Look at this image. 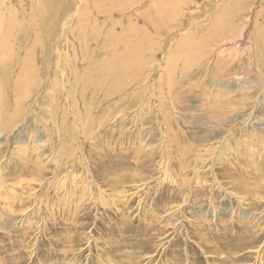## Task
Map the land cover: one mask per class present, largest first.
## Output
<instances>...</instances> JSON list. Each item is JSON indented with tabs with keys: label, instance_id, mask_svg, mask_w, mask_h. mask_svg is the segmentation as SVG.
Returning a JSON list of instances; mask_svg holds the SVG:
<instances>
[{
	"label": "rangeland",
	"instance_id": "obj_1",
	"mask_svg": "<svg viewBox=\"0 0 264 264\" xmlns=\"http://www.w3.org/2000/svg\"><path fill=\"white\" fill-rule=\"evenodd\" d=\"M202 11L201 9L191 15V25L185 32H181L183 18H180L181 26H173V29L180 31L172 33V39H180L188 30L187 33L206 31L210 26V16ZM245 12L243 20L233 19V22L224 30L234 35L236 27L242 25L239 34L243 33L244 42H249V79L247 81L242 79L229 87L225 83L219 87L208 83L203 88L204 94L208 96L204 95L205 98L203 97L201 101L198 92H196L198 89L200 90V88H196L197 85L179 87L178 93L168 94L169 80L164 68L170 36L168 38L165 31L159 35L161 39L156 37L155 61L146 63L144 73L137 82L138 93L133 110L120 113L122 108L117 106L113 100L108 103V113L111 116L119 114L124 120L123 126H112L108 130L107 135L109 136L117 133L124 137L119 139L121 144L118 143L117 146L112 144V146L115 150L117 147L123 146L130 149L129 151L136 150L145 156L149 154L151 161L147 179L142 180L139 175H136L138 179H133L135 176L132 175L137 172L135 168L123 170L109 168L104 176H98L97 172L92 171L94 177L86 170L79 172L76 170L74 176L77 178L71 176L70 182V176H66L69 168H61L57 161L52 160L53 142L58 144L59 139H57L56 133H51V127L54 124L49 115L39 119L38 114L37 118L34 117L35 113L30 114V123L38 120L39 129H42L41 131L45 129L44 135H37L40 138L36 137L41 142H33V140L28 144L17 143L15 134L17 129L22 126L15 127L7 135H4L5 130L2 129L0 144L6 142L7 147L4 152L3 145H0L2 147L0 167H6L4 172L0 170V182H2L0 183V264H41V261L44 264H71L73 260L75 264H262L264 262V127L261 126L264 123V59H257V55L260 53L264 56V0H249V8ZM157 60L158 62H156ZM173 100L179 105V108H175L176 110L173 109L171 103ZM212 106L215 113H217V109L220 113V117L217 118L220 124L218 123L214 127L202 126L201 129L204 130V133H200L202 134L200 137L190 134L191 130L183 121V114L185 112L194 114L197 107L202 109L201 111L212 110ZM67 109L69 110V108ZM228 109L234 110L236 116L235 125L229 126L230 128L234 127L232 131L226 127L224 121L222 123L221 116ZM201 111L199 113H202ZM251 111L257 114L256 120L253 122L248 119ZM65 116L69 122H73V117L68 111ZM72 122L75 129L72 127L71 135L75 140L72 141L73 145H70L69 149L75 153L77 152L75 148L81 147L83 140L82 134H80L81 129L75 127ZM172 126L177 129V132L179 131V136L183 141L189 143L192 149L188 151L187 160L190 164H187V167L181 171V181L183 180L185 183L181 189L176 190L178 192H172L171 196L177 195V197L171 198L168 203L169 198H165L163 201L160 196L164 197L171 188L158 185L157 181H154V174L155 161L160 157L164 159L161 153H164L166 149L171 150L164 133ZM212 128L214 131L216 128V131L213 132ZM47 135H50L51 142L47 139L44 140ZM126 137H129L131 142L129 139H125ZM96 141L97 139H95ZM21 148L26 150L25 156L20 155ZM83 150L86 152L87 147ZM13 151L15 153H12ZM46 153H50V155L47 159H43V154ZM218 154L223 156L221 159L225 163L232 164L228 166L237 172L234 174H247L249 184L241 180L237 182L246 183L245 186L244 183L240 184L241 188L237 182L238 187H236V183L231 186L225 182L223 184V170L221 171L220 165L216 169L218 165L213 163ZM23 159H25L24 162H22ZM30 162L31 164H29ZM31 166L33 167L32 172L29 169ZM194 167H197V171ZM138 170L141 171L142 168ZM217 174L221 177L215 178ZM201 176L207 181L197 185L195 181L197 177ZM75 178L77 182H74ZM61 179H66L65 184ZM81 179L83 182H80ZM217 179L222 182L223 187L216 183ZM226 185L230 188L225 187ZM66 186H73V189H78L77 191L86 189L87 195L82 201L85 204L81 203L78 205L79 207L74 206L75 198L71 202H64ZM210 187H213L212 190ZM30 188L32 189L30 190ZM192 188L193 195H191ZM36 191L39 192V195ZM102 191L103 193H101ZM40 194L43 198L46 195V198L51 196L48 199L49 202L46 200L44 204L42 199L39 202L37 197ZM185 195L188 200L183 201L186 199ZM183 196L184 198H182ZM30 197L33 199L35 197V199ZM238 197L240 198L238 199ZM190 198H193V201ZM195 198L196 200H194ZM161 201L163 202L161 203ZM217 204L219 205L217 206ZM197 205H201L202 209L197 210ZM215 206L216 215L212 211ZM19 220L21 221L19 222ZM197 223L202 224L203 232L196 229ZM147 226L155 229L156 233L150 234V231H147L149 235L143 233L146 232L143 229H146ZM248 226L249 229H253H250L251 232L249 231L245 243H243L247 244L241 249L239 247L237 249L236 242L233 241H236ZM105 239L107 241L112 239V245ZM129 240L131 241L129 242ZM251 241H254L253 247L249 246ZM113 242L117 245H113ZM70 244L78 245L71 247ZM151 244L153 245L151 246ZM139 245H142L141 248ZM254 247L257 252L253 249ZM216 248L221 251L214 253Z\"/></svg>",
	"mask_w": 264,
	"mask_h": 264
},
{
	"label": "bare ground",
	"instance_id": "obj_2",
	"mask_svg": "<svg viewBox=\"0 0 264 264\" xmlns=\"http://www.w3.org/2000/svg\"><path fill=\"white\" fill-rule=\"evenodd\" d=\"M247 8H249V0H0V136L3 133L2 129L5 130L4 135H7L11 133L15 127L22 126L20 129H17L15 134L17 143L28 144L33 140V142H39L40 140L36 139V137L37 135H44L43 131L45 129H43V131L39 129L40 125L38 120L30 123V114L35 113L34 117L36 118L38 114L39 119L42 116L49 115L54 124L51 127V133H56L58 135L57 139H59L58 144L53 142L54 149L52 148L51 151L52 160L57 161L61 168H69L66 172V176H70V182L71 176H74L76 170H78V172L80 170H86L94 177L92 171L97 172L98 176H104L107 174L106 172L109 168L116 170L135 168L137 172L132 175L135 176L133 179H138L136 175H139L142 180L144 178L147 179L151 161V156L149 154L145 153V156L136 150L129 151L130 149L123 146H119L115 150L112 146V144L116 146L121 144L119 143V139L124 137L122 134L121 136L117 133L109 136L107 135L108 130L112 126H123L124 120L119 114L111 116L108 113V103L113 100L117 106L122 108L120 113L131 111V109L135 107V99L138 93L136 87L137 82L144 73L146 63L154 60L156 37L161 39L159 35H162L165 31L168 35L167 37L169 38L170 36L166 49V64L164 68L165 74L169 80L168 94L178 93L177 89L179 87L184 88L197 85L196 88L198 87L200 90L198 89L199 91L197 90L196 92H198V97L201 101L204 95L208 96L204 94L203 90L204 86L208 83L218 87L221 86L222 83H225L228 85L227 87H229L242 79H246L247 81L249 79V42L247 40V42H244L243 33L239 34V29H241L240 27L242 25L236 27L234 35L224 30L233 22V19L243 20ZM201 9L204 14L210 16L209 28L206 31L192 33H187L188 30L183 37L173 40L171 37L172 33L180 31L178 29H173V26H181V24H179L180 18H183L181 32H185L191 25V15L199 12ZM257 59H264L263 54H258ZM156 62H158V60ZM171 103L173 104L174 110H176V107L179 108L178 102L173 100ZM67 108H69V110ZM213 108L212 106V110L206 109L201 111L202 109L200 110L197 107L194 110V114L192 112H185L183 114V121L187 125V128L191 130V133L188 130L190 134L200 137L204 133V130L201 129L202 126L209 125L210 127H214L219 123L217 118L220 117V113L217 108V113H215ZM67 111L72 115L73 122H69L66 118L65 113L67 115ZM200 111L202 113H199ZM256 115V112L251 111L248 119L253 122L256 120ZM221 117L222 123L224 121L227 128L236 122L235 112L232 109H228L225 114L223 112ZM71 122L75 127L81 129L80 134H82L81 137L83 140L81 147L83 149L87 147V151L85 152L80 146L76 145L78 146L75 148L78 155L77 152H75V154L69 149V146L73 145L72 141L75 140H73L71 135V131H73L74 128ZM261 126L264 127V123H262ZM233 128L229 127L228 129L232 131ZM212 131L215 132L216 128L215 131L212 128ZM164 134V136H167V143L169 147H171V150L166 149L164 153H161L164 159L160 157L155 161L154 181H157L158 185L160 184L168 189L171 188L169 189V193H165L167 197L160 196V199L163 201H165V198H169L168 203H170L171 198L177 197V195H173L174 197H172V192L181 189L185 183L183 180L181 181V171L187 167V164H190L187 159L189 157L188 151H190L192 147L189 143L182 140L179 136V131L177 132V129H174L173 126L168 128L167 132ZM45 139L51 142L50 135H47L44 140ZM95 139H97L96 142ZM125 139H129V142H131L129 137ZM0 145H3L5 152L7 143L4 142V144ZM1 150L2 147L0 146V151ZM12 153H15V151ZM19 153L25 156L26 150L21 148ZM49 155L50 153L43 154V159H47ZM222 157L223 156L218 154L213 163L218 165L216 169H218L220 165L222 168L221 171L223 170V175L221 174L223 184L225 182L231 186L239 180L249 184V176L244 173L243 175L238 174L239 176L234 174L235 171L228 166L232 164L225 163L224 160L221 159ZM75 159L76 161H74ZM78 159H81V161H78ZM210 160L213 161V159ZM24 161L25 159H23L22 162ZM77 162L80 163L78 164ZM29 164H31V162ZM32 166L29 168L31 172ZM239 166L241 167V165ZM5 168L6 167L1 166L0 170L4 172L3 170H5ZM140 168H142L141 171L138 170ZM194 168L195 171H197V167ZM219 176L220 175L217 174L215 178ZM109 177L108 175V179ZM76 178L73 179L74 182H77ZM65 180H62L63 184H65ZM206 181L207 180L201 176L200 178L197 177L195 183L201 185ZM74 182L72 183L74 184ZM80 182H83V179H81ZM222 182L218 180L216 183L219 184L220 187H223L221 184ZM237 183L236 187H238ZM242 183H238L239 186L240 184L242 185ZM246 183H244V186ZM28 185L30 186V183ZM227 185L225 187H227ZM230 186L227 188L229 189ZM198 188L196 189L198 190ZM31 189L32 188H30V190ZM65 190L66 196L63 201L71 202L73 198H75L74 206L80 205L87 195L86 189L77 191L78 189H73V186H66ZM192 191L193 188L191 189V195H193ZM36 193L39 195V192L36 191ZM101 193H103V191ZM234 194H236V192H234ZM41 197L40 194L37 198L39 202L40 199H42L41 201L43 203L51 198V196L46 198L47 195L44 198ZM182 198H184V196ZM187 198L182 200L186 201L188 200ZM239 198L240 197H238V199ZM194 200H196V198ZM163 201H161V203ZM218 205L219 204H217V206ZM197 206V210L202 209L201 205ZM212 211L213 214L216 215V206ZM20 221L21 220H19V222ZM113 224L115 225V223ZM198 225H196L197 228H195L203 232V230H201L202 224ZM246 228L247 229L242 231L243 234L239 235L236 241L232 240L236 242L237 249L238 247L241 249L247 244L243 243H245L244 241L250 229L253 228L249 229V226ZM143 230L146 231L143 233H147V231H150V234L153 232L156 233L155 229L148 226ZM147 234L149 235V233ZM131 240H129V242ZM111 241L108 240L107 242L112 245ZM120 243L122 242L120 241ZM125 243H123V245ZM142 244L144 245V243ZM73 245L78 244H70L71 247ZM113 245H115V243ZM152 245L153 244H151V246ZM253 245L254 241H251L249 246L253 247ZM125 246L127 245L125 244ZM253 249L256 251L255 247ZM214 250V253L221 251L219 248ZM137 257H139L138 254ZM40 263L42 264L43 261ZM71 264H75L74 260L71 261ZM262 264H264V262Z\"/></svg>",
	"mask_w": 264,
	"mask_h": 264
}]
</instances>
